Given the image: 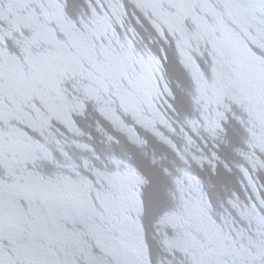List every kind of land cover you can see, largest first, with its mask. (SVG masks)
<instances>
[{
	"label": "water",
	"instance_id": "1",
	"mask_svg": "<svg viewBox=\"0 0 264 264\" xmlns=\"http://www.w3.org/2000/svg\"><path fill=\"white\" fill-rule=\"evenodd\" d=\"M0 264H264V0H0Z\"/></svg>",
	"mask_w": 264,
	"mask_h": 264
}]
</instances>
